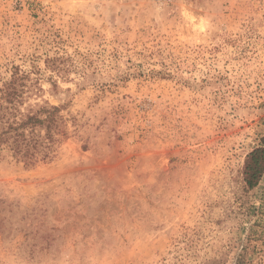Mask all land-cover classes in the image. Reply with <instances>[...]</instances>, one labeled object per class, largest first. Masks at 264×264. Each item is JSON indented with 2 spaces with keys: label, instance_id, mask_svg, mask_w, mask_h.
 <instances>
[{
  "label": "rangeland",
  "instance_id": "obj_1",
  "mask_svg": "<svg viewBox=\"0 0 264 264\" xmlns=\"http://www.w3.org/2000/svg\"><path fill=\"white\" fill-rule=\"evenodd\" d=\"M14 68L68 137L0 158V264H264V0H0Z\"/></svg>",
  "mask_w": 264,
  "mask_h": 264
},
{
  "label": "trees",
  "instance_id": "obj_2",
  "mask_svg": "<svg viewBox=\"0 0 264 264\" xmlns=\"http://www.w3.org/2000/svg\"><path fill=\"white\" fill-rule=\"evenodd\" d=\"M41 96L42 88L17 68L2 83L0 158L7 154L25 167H33L55 157L58 146L68 137V119L62 114L66 105L51 104ZM32 98L41 100L31 102ZM71 118L75 123V118ZM261 140L245 156L242 174L248 189L255 187L264 173V137Z\"/></svg>",
  "mask_w": 264,
  "mask_h": 264
}]
</instances>
